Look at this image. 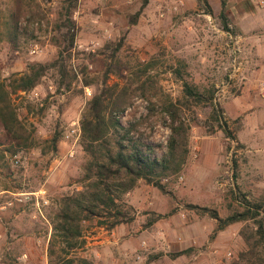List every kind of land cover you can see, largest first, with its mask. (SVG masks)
Here are the masks:
<instances>
[{"label": "rangeland", "instance_id": "374dc122", "mask_svg": "<svg viewBox=\"0 0 264 264\" xmlns=\"http://www.w3.org/2000/svg\"><path fill=\"white\" fill-rule=\"evenodd\" d=\"M183 1L181 7L176 0H150L145 21L141 17V25H132L144 0H78L72 14L77 37L74 46L65 50L66 43L63 49L57 44L65 42L66 30L60 27L67 0H24L20 4L0 0V80L25 72L32 63L51 65L41 85L12 98L22 139L11 138L0 128L4 148L18 150L22 160L16 168L8 160L13 152L3 153L0 192L46 190L49 200L45 217L32 204H19L0 214V264H49L51 218L64 196L83 191L81 179L88 155L82 130L81 136L78 131L82 114L107 77L110 85L123 84L136 79L135 74L148 65L140 81L147 84L157 111L149 114V101L137 92L122 118L124 124L133 122L143 139L166 146L170 130L164 124L163 106L167 96L184 101L183 79L207 96L214 93V102L222 108L237 141L227 139L213 121L212 105L182 106L191 126L184 170L163 180L164 191L141 182L124 197L126 223L112 231L88 225L87 244L80 254L94 264H113L114 258L124 264H231L246 249L239 237L223 239L221 244L218 235L211 239L216 221L193 206L216 210L226 218L243 210L235 192L251 201H264L263 0L244 2L246 30L263 42L238 38L242 33L236 24L238 0H228L229 27L237 36L223 29L222 0H207L213 14L204 1ZM17 9L23 11V33L19 47L14 48L4 36V25ZM120 42L122 48L116 52ZM35 44L40 50L33 54ZM61 51L62 70L53 66ZM56 134L60 135L57 151L52 145ZM8 198L14 197L0 195V203ZM238 226L232 234L239 236L245 224ZM189 248L194 249L192 255L172 258Z\"/></svg>", "mask_w": 264, "mask_h": 264}, {"label": "trees", "instance_id": "16d2710c", "mask_svg": "<svg viewBox=\"0 0 264 264\" xmlns=\"http://www.w3.org/2000/svg\"><path fill=\"white\" fill-rule=\"evenodd\" d=\"M18 4L24 0H15ZM209 13L213 14L211 6ZM69 6L63 7L62 16L65 21L61 25L66 30L63 34L65 42H58V47L65 50L71 49L77 37V27L72 19L73 10L78 0H67ZM150 0L144 3L131 19L132 25H136L148 7ZM19 6V5H18ZM23 11L17 9L11 13L4 25V36L14 48L19 47L22 36L20 27ZM219 17L223 23V29L229 33L238 35L229 27L228 0L221 1ZM123 42L118 43L116 52L122 48ZM64 52L61 51L53 66L64 68ZM51 65L44 63H32L27 70L20 74H13L8 80H0V128L11 138L22 139L20 134L21 122L17 109L13 103V96L27 94L41 85L47 70ZM150 65L135 78L121 84L115 82L109 84L106 78L104 86L90 99L82 117V144L88 155L84 167L85 173L81 179L83 191L64 196L58 206V210L51 218L53 233L48 247L49 264H94L92 260L84 257L80 252L85 251L87 244V227L107 231L114 230L117 226L128 220L125 209L124 197L133 192L141 182L155 186L164 191L163 180L181 173L187 163L189 150L190 122L184 117L182 106H198L210 104L213 107L211 118L227 139L237 141V136L232 132L226 122L222 108L214 102V93L208 96L202 93L198 87L184 81V101L173 100L166 97L163 106V119L165 126L170 130L167 145L155 143L143 139L137 134L138 125L129 121L124 124L122 118L129 110L132 99L137 92H141L143 98L149 101V114L154 115L157 105L152 102L150 94L144 82L140 81L141 74H147ZM180 75V70H174ZM64 74V72H63ZM136 90L135 83H139ZM90 86V82H85ZM71 84H68V87ZM157 94V93H156ZM215 129V128H214ZM60 135L56 134L52 139L53 149L58 150ZM4 142L0 139V160L5 152L19 151L4 148ZM12 155V154H11ZM234 168L238 164L234 162ZM9 190V189H5ZM236 201L242 207V211L235 212L223 218L218 211L206 207L193 206L201 212L208 213L216 221V228L211 239L217 237L221 231L227 230L235 224H245L240 230L239 236L244 242L246 249L242 251L231 264H264V201H251L245 194H234ZM14 206L13 208H15ZM12 209V208H11ZM89 225V226H88ZM193 248L183 250L172 255L173 259L182 256H190Z\"/></svg>", "mask_w": 264, "mask_h": 264}, {"label": "built area", "instance_id": "2783aa9c", "mask_svg": "<svg viewBox=\"0 0 264 264\" xmlns=\"http://www.w3.org/2000/svg\"><path fill=\"white\" fill-rule=\"evenodd\" d=\"M176 4H178V6H184V1L183 0H176ZM261 5L264 6V0L261 1ZM40 47L38 44L33 45L32 47V53L36 54L37 52H39ZM260 91H261V95L264 97V81L260 84ZM79 131V136H81V129L80 127L78 128ZM77 130H73V133H76ZM70 156L74 157V151L70 152ZM8 160L10 161L11 165L14 167H21L22 164V160H21V155H19V153L12 155L10 157H8ZM168 181V180H167ZM10 195L14 198H8L7 200H5L3 203H0V214L7 210V209H11L16 205L19 204H32L35 208V210L38 212V214L42 217H45L44 214V208L49 204V200L47 197V191L46 190H40L37 193H14V192H10V191H1L0 195ZM146 245V244H145Z\"/></svg>", "mask_w": 264, "mask_h": 264}, {"label": "crops", "instance_id": "0c3cea01", "mask_svg": "<svg viewBox=\"0 0 264 264\" xmlns=\"http://www.w3.org/2000/svg\"><path fill=\"white\" fill-rule=\"evenodd\" d=\"M229 2H230V0H229ZM244 2H245V0H238V4H237V6H236V8H237V10H238V19H237V21H236V24L241 28V32L242 33H239V35H238V38H240V40H243V41H245V42H249V41H251V42H263L261 39H260V37L259 36H257V35H253V33H250L249 31H247L246 30V28L247 27H245V18L246 17H248V11L246 10V8L244 7ZM150 4V3H149ZM149 6V5H148ZM148 8V7H147ZM145 9L144 10V12H143V14L141 15V17L143 18V20L145 21V19H146V16L150 13V11H148V9ZM229 11V10H228ZM140 17V18H141ZM140 20V19H139ZM143 20H141L140 21V23H139V25H141L142 24V21ZM261 20L262 21H264V16L261 18ZM260 20V21H261ZM137 23V24H138ZM136 24V25H137ZM141 28V27H140ZM263 31H264V29H263ZM253 35V36H252ZM251 37V39H249ZM248 39H249V41H248ZM177 40H180V38L178 37L177 38ZM236 227H239V228H236ZM240 227L241 226H238V224H235V225H232L231 227H229L227 230H225V231H221L219 234H218V237H217V242H218V244H221V242L223 241V239L225 240V239H229V238H231V237H234L235 236V238L237 237H239L240 238V236H238V233H233L232 234V232H234V231H237L238 229H240ZM237 229V230H236ZM228 256H229V258H231V256H230V254L228 253L227 254ZM112 262H113V264H124V261H122L121 259H116V258H114L113 260H112Z\"/></svg>", "mask_w": 264, "mask_h": 264}]
</instances>
